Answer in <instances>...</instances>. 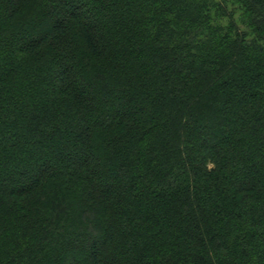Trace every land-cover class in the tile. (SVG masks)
Instances as JSON below:
<instances>
[{"label": "trees", "instance_id": "1", "mask_svg": "<svg viewBox=\"0 0 264 264\" xmlns=\"http://www.w3.org/2000/svg\"><path fill=\"white\" fill-rule=\"evenodd\" d=\"M0 264H264V0H0Z\"/></svg>", "mask_w": 264, "mask_h": 264}, {"label": "rangeland", "instance_id": "2", "mask_svg": "<svg viewBox=\"0 0 264 264\" xmlns=\"http://www.w3.org/2000/svg\"><path fill=\"white\" fill-rule=\"evenodd\" d=\"M45 87H49L48 85H46ZM44 96H46V94H48V91H44ZM98 161V160H97ZM99 163V162H98ZM25 166H26V163H23V164H19V169H24L25 168ZM79 231H80V229H78ZM86 237H87V235H86Z\"/></svg>", "mask_w": 264, "mask_h": 264}]
</instances>
